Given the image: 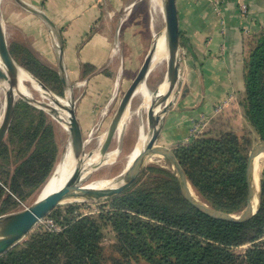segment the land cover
Wrapping results in <instances>:
<instances>
[{"label":"trees","instance_id":"1","mask_svg":"<svg viewBox=\"0 0 264 264\" xmlns=\"http://www.w3.org/2000/svg\"><path fill=\"white\" fill-rule=\"evenodd\" d=\"M10 50L19 64L64 95L57 71L32 52L21 62ZM244 76L238 102L252 130L243 137L228 129L208 130L175 150L192 189L212 208L233 215L247 205L251 134L264 141V28L251 41ZM56 124L45 111L23 100L16 103L0 145V216L13 212L21 198L38 192L50 178L58 160ZM106 200L109 208L97 215L75 214L76 205L63 212L55 208L47 217L63 229L53 232L37 225L27 241L0 257V264H102L100 244L108 228L130 263L264 264V165L258 209L243 222L216 219L197 209L183 196L177 171L156 164L129 190Z\"/></svg>","mask_w":264,"mask_h":264},{"label":"crops","instance_id":"2","mask_svg":"<svg viewBox=\"0 0 264 264\" xmlns=\"http://www.w3.org/2000/svg\"><path fill=\"white\" fill-rule=\"evenodd\" d=\"M23 1L44 11L56 28L14 1L7 10L1 3L5 23L11 20L16 39L64 79L63 96L74 100L83 134L88 126L104 124L151 47L137 24L120 27L116 37L115 16L130 0ZM240 4L248 5L247 14ZM177 5L181 90L162 115L157 143L173 149L191 142L192 128L201 118L208 119V130L245 135L252 128L238 96L245 90L251 41L264 28V0H221L219 9L213 0H177ZM248 247L238 251L245 253Z\"/></svg>","mask_w":264,"mask_h":264},{"label":"water","instance_id":"3","mask_svg":"<svg viewBox=\"0 0 264 264\" xmlns=\"http://www.w3.org/2000/svg\"><path fill=\"white\" fill-rule=\"evenodd\" d=\"M16 1L23 8L44 20L52 29L56 28L54 22L44 11L29 5L23 0ZM161 1L163 27L161 31L154 34L150 50L135 79L122 96L105 132V137L101 146L97 150L86 152V140L84 139V134L77 118L74 100L56 94L28 69L19 64L12 55L7 39L6 25L1 4L2 0H0V83L8 82L9 84V90L6 93L5 109L0 122V145L5 141L8 135L13 121L17 100L21 99L45 111L58 123L66 126L69 132L71 158L76 162L71 177L61 189L46 197L39 198L33 205L27 208L0 216V257L17 246L19 242L35 228L41 219L45 218L63 202L68 200H101L126 192L137 182L146 165L147 159L153 155H160L171 160L177 170L183 196L190 204L207 215L231 222H243L250 219L256 213L259 204L260 185L258 188L255 183V160L260 155H264V141L260 140L255 143L249 153L247 167L249 195L246 208L240 215L228 214L216 210L205 201L199 199L197 195L195 196L175 151L170 147L157 143L161 131L160 124L162 115L167 111L173 98L177 94L176 89L179 86L180 76V32L177 0ZM163 37H165V48L167 52L166 79L169 80L170 86L163 96H157L158 90L155 95L152 96L154 98L151 99L146 111L147 130L146 132L142 130L131 153V155L135 152H137V154H135L132 161L118 177L120 178V184L117 186L98 188L82 184L81 177L85 172L88 170L94 171L105 165V158L109 153L114 138L119 132L120 125L126 113L129 112L130 114L134 98L137 96L142 85L146 84L148 77L158 65L154 58ZM24 73H27L34 83L42 89L44 93L43 97L47 98L49 101L38 99L20 90V75ZM62 81L64 82V79H62ZM148 94H146L147 99L144 98L140 110L144 109V105L148 102ZM158 106L160 110L156 111V107ZM96 151L100 156V161L93 167L86 166V161L91 158ZM256 198L258 199L257 203H255Z\"/></svg>","mask_w":264,"mask_h":264},{"label":"rangeland","instance_id":"4","mask_svg":"<svg viewBox=\"0 0 264 264\" xmlns=\"http://www.w3.org/2000/svg\"><path fill=\"white\" fill-rule=\"evenodd\" d=\"M13 1L19 6V8L26 10L15 0H2V3L4 7L6 8V10H7L9 2H13ZM161 6H162V3H159L158 0H130L126 4V6L115 16L114 25L117 27L116 37L119 36L118 33L122 27L126 25H131V24L136 25L137 24L136 28L140 32L139 34H141L142 37L148 39L147 41V45H148V43L152 42L154 34L161 31L163 27V13H162ZM5 24H6V32H7V39H8L9 46L12 47L14 50H16L18 59L21 62H23L28 56L27 52H32L31 48L25 42H22V41L19 42L18 39H16V35L11 26V20L10 21L8 20V22ZM166 73H167V62L163 61L157 65V67L154 69V71L152 72V74L146 81V87L150 95L154 96L160 84H162L166 80ZM24 82H25L26 87L29 88L30 91L33 93L34 97L41 99V100L49 101L47 98L42 96V93L32 88L31 81L28 78H26ZM179 90H181V86H178V88L176 89V92L178 93ZM19 100L21 99H18L17 102ZM143 100L144 99L139 96L134 98L129 117L125 121L123 129L120 130V132L114 138V141L111 145L109 153H113L114 151L118 150V154L115 160L110 161V162L106 161L105 165L94 170L84 184L99 181L102 179L117 178L126 168L127 163H128V158L131 155L138 141L140 132H142V130L143 131L147 130L146 111L144 109L140 110V106L142 105ZM5 101H6V93L0 90V117L3 116V112L5 109ZM116 108H117V105L107 114L108 117L104 124L96 123L94 126H88L85 128L84 139L86 140V152H90V151L97 149V144H98L97 140H99L100 136L106 132ZM198 121L195 124H197ZM56 126L57 128H56V138H55L56 141L55 142H56V146L58 150V160L52 171L51 176L54 174L57 166L62 161L63 159L62 157H64V154L69 147L68 130H66L63 127V125H61L58 122ZM206 126H205L206 129L204 128L202 131H200L197 134V136L202 134V132L204 133L208 130L207 129L208 127ZM238 136L243 137L244 134L238 135ZM251 137L255 143L254 137L256 138V136L252 133ZM178 147L173 148V150L175 151ZM152 164L159 165L160 167L166 168L171 171H177L173 163L171 162V160L168 161L165 157L160 156V155L150 156L146 161V165L143 171ZM263 165H264V158H263L262 167ZM42 189L43 187L38 192H34L32 195H30L26 199L21 198L18 201L20 204L14 208V211H19V210L24 209L25 206L33 205L40 198ZM194 192L196 193L199 199L203 200L197 194L195 190ZM108 204L109 202L106 199L83 200V201H80V200L72 201L71 200V201L63 202L57 208H59V210L63 212V210H66L67 206L76 205L77 209H76L75 214L87 213V215H97L103 209H108L109 208ZM36 227L37 225L35 226V228ZM35 228L27 236H25L19 242V244L27 241L30 238L31 233H33V231L35 230ZM100 246H101L100 257H101L102 264H148L145 261L130 263L129 259L122 256L120 251L118 250L119 249L118 243L115 240L114 235L112 231L110 230V228L105 230L104 238L101 240Z\"/></svg>","mask_w":264,"mask_h":264},{"label":"bare ground","instance_id":"5","mask_svg":"<svg viewBox=\"0 0 264 264\" xmlns=\"http://www.w3.org/2000/svg\"><path fill=\"white\" fill-rule=\"evenodd\" d=\"M158 2L162 3L161 0H158ZM164 38L165 37H163L161 39V41H160L161 44L158 47V50H157L155 58H154L156 63H161L162 60L163 61H167V52H166V48H165V39ZM26 78H28L31 81L32 88L34 90L42 93V96H44L43 95L44 93H43L42 89L40 87H38L34 83V81L31 79V77L27 73H24V74L20 75V90L22 92H24L25 94H30V95L33 96V93L25 85L24 80ZM169 86H170V82H169V80L166 79L162 84H160V86L158 88V95L157 96H163L168 91ZM0 90L3 91L4 93H7L8 90H9L8 82H1L0 83ZM146 94H148V90H147L146 84H143L142 87L140 88V90L138 91L137 96L142 97L144 99V98H146ZM149 94H148V102L144 105V110L145 111H147V108H148V106L150 104L151 99L154 98V97H152V95H149ZM158 110H160L159 106L156 107V111H158ZM128 117H129V112L126 113V115L124 117V120L122 121V124L120 125L119 132H120V130L123 129L124 123H125V121L127 120ZM1 120H2V117H0V122H1ZM63 127L66 129L65 125H63ZM142 129H143V127H142ZM144 132H146V131H144ZM104 137H105V133H103L100 136L99 140H97L98 141L97 149H99V147L101 146V144H102V142L104 140ZM117 154H118V150L114 151L113 153H109L106 156V158H105V162L106 161L110 162V161L115 160ZM135 154H137V152H135L133 155L129 156L127 165L132 161V158L135 156ZM62 158L63 159L59 163V165L57 166L54 174L48 179V181L43 186L40 198L46 197L49 194L61 189L67 183L69 178L71 177V175H72V173H73V171L75 169L76 162L74 160H72V158H71L70 147H68L67 151L64 154V157H62ZM263 158H264V155H260L255 160L254 176H255V183H256V186L258 188H259V185H260V173H261ZM99 161H100V156L97 154V151H96L93 154V156L86 161V166L93 167ZM92 172L93 171L88 170L87 172H85L82 175V177H81L82 184H84L86 182V180L88 179V177L91 175ZM119 180H120V178H118V177L117 178H113V179H102V180H99V181L86 183L84 185H88L90 187H98V188L110 187V186H117L118 184H120ZM193 192H194V190H193ZM257 194H258V192H257ZM194 195L196 196L195 192H194ZM257 200L258 199L256 198L255 203H257ZM68 201H71V200H68Z\"/></svg>","mask_w":264,"mask_h":264},{"label":"built area","instance_id":"6","mask_svg":"<svg viewBox=\"0 0 264 264\" xmlns=\"http://www.w3.org/2000/svg\"><path fill=\"white\" fill-rule=\"evenodd\" d=\"M216 8L219 9V5L221 0H213ZM240 11L242 14H247L249 12V7L247 4H240ZM208 124V119L205 118H201L197 124H195V126L193 127L192 131H191V136L196 137L197 134L202 131L205 126ZM28 206H25V208H27ZM83 215H87V213H84ZM37 225H42L44 228H46L49 231H53V232H59L61 231L63 228L52 218L49 217H45L43 219H41Z\"/></svg>","mask_w":264,"mask_h":264}]
</instances>
